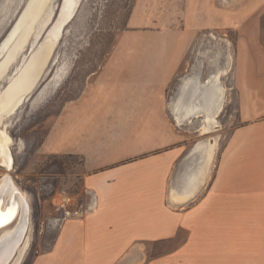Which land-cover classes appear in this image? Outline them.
Returning <instances> with one entry per match:
<instances>
[{
    "label": "crops",
    "instance_id": "obj_1",
    "mask_svg": "<svg viewBox=\"0 0 264 264\" xmlns=\"http://www.w3.org/2000/svg\"><path fill=\"white\" fill-rule=\"evenodd\" d=\"M244 51L234 73L240 124L211 153L199 146L218 141L216 131L191 142L185 127L192 120L201 128L203 116L179 123L178 92L167 99L178 62L150 64L147 81L112 83L97 94L59 142L61 153L85 157L91 210L63 227L41 264H142L132 244L170 242L177 245L146 264H264V47ZM200 68L205 80L224 67L213 59Z\"/></svg>",
    "mask_w": 264,
    "mask_h": 264
},
{
    "label": "rangeland",
    "instance_id": "obj_2",
    "mask_svg": "<svg viewBox=\"0 0 264 264\" xmlns=\"http://www.w3.org/2000/svg\"><path fill=\"white\" fill-rule=\"evenodd\" d=\"M27 1L0 0V49ZM53 3L58 14L55 22L35 44L38 30L34 31L30 44L0 83V93L7 90L57 23L62 1ZM252 43L264 47V0H81L40 85L5 119L14 142L13 169L9 173L0 166V179L5 173L11 177L26 194L31 211L30 243L21 264H41V258L53 252L63 227L83 219L91 210L92 197L84 183L90 172L85 157L61 153L59 142L77 126L100 91L112 83L147 81L150 64L157 69L171 59L167 66L178 62L179 67L165 87L169 99L177 92L179 95L186 79L197 75L203 84L208 81L215 73L204 80L200 67L206 65L208 70L210 60L219 59L222 70H227L221 79L226 102L217 118L219 150L232 128L240 124L236 120L235 62L239 54L245 58L244 50ZM166 45L173 46L165 50ZM5 57L6 53L0 56V64ZM59 72L64 76L57 85ZM192 122L185 127L191 142L213 136L202 135L199 123ZM176 245L135 243L131 250L141 252L142 264H146ZM80 261L127 264L123 258Z\"/></svg>",
    "mask_w": 264,
    "mask_h": 264
},
{
    "label": "bare ground",
    "instance_id": "obj_3",
    "mask_svg": "<svg viewBox=\"0 0 264 264\" xmlns=\"http://www.w3.org/2000/svg\"><path fill=\"white\" fill-rule=\"evenodd\" d=\"M56 1L59 0L27 1L22 15L17 22L15 21L12 32L10 31V35L0 49V56L6 53L5 60L0 64V83L30 44L34 31L38 30L35 44L55 22L58 14L51 5ZM60 1H62V8L57 23L32 58L10 81L7 90L0 93V166L9 173L13 169L11 147L14 142L8 133L7 124L4 125L5 119L13 116L40 85L61 40L64 28L75 17L81 2V0ZM226 72L227 70L216 72L204 84L200 82L197 75L185 80L175 100L173 110L179 123L202 115L205 120L200 129L201 134L216 131L219 127L217 118L226 102V90L221 82ZM63 76L64 73H57L55 77L57 85ZM40 99L42 97H39ZM216 145L217 140L214 144L207 141V143L200 144L199 148L209 149L210 152V150H215ZM30 232L31 211L27 196L5 173L0 179V264H21L23 262L30 243Z\"/></svg>",
    "mask_w": 264,
    "mask_h": 264
},
{
    "label": "water",
    "instance_id": "obj_4",
    "mask_svg": "<svg viewBox=\"0 0 264 264\" xmlns=\"http://www.w3.org/2000/svg\"><path fill=\"white\" fill-rule=\"evenodd\" d=\"M207 80H205V82H206Z\"/></svg>",
    "mask_w": 264,
    "mask_h": 264
}]
</instances>
